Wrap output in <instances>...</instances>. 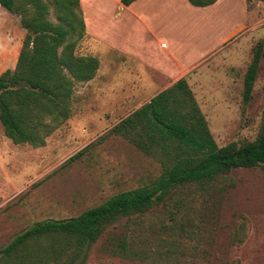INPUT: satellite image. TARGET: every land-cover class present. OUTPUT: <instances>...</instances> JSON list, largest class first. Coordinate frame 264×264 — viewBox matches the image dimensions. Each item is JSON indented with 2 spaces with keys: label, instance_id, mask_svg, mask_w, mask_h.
Here are the masks:
<instances>
[{
  "label": "rangeland",
  "instance_id": "1",
  "mask_svg": "<svg viewBox=\"0 0 264 264\" xmlns=\"http://www.w3.org/2000/svg\"><path fill=\"white\" fill-rule=\"evenodd\" d=\"M249 3L234 1L230 15L233 12V21L239 19L244 27L188 79L220 146L255 140L264 124V60L252 99L248 103L243 99L253 48L264 42V1ZM225 11L224 7L219 12ZM231 17L219 23V33L232 28ZM11 38L0 25V74L13 68L16 42ZM144 39L152 37L142 35L140 43ZM116 42L139 43L120 31ZM77 52L89 54L85 38ZM98 57L102 68L92 80L76 84L71 116L46 138L45 146L14 143L0 120V249L37 222L76 217L118 192L149 184L161 175L160 160L109 133L139 106L136 98L142 92L135 88L139 85L135 70L145 68L132 59L120 66L115 52ZM79 151L83 154L68 162ZM177 199L182 203H175ZM166 208L160 204L137 221L123 220L106 230L91 247L86 264H264L261 167L234 169L204 190L185 189ZM126 233L146 258L106 250L112 246L110 240Z\"/></svg>",
  "mask_w": 264,
  "mask_h": 264
},
{
  "label": "trees",
  "instance_id": "2",
  "mask_svg": "<svg viewBox=\"0 0 264 264\" xmlns=\"http://www.w3.org/2000/svg\"><path fill=\"white\" fill-rule=\"evenodd\" d=\"M121 1L130 5L135 0ZM189 2L208 6L217 0ZM0 6L17 15L26 31L15 69L0 74L4 133L16 144L45 146L46 138L70 118L76 84L92 80L100 60L77 52L86 38L80 0H0ZM253 51L244 77L245 103L252 99L264 42H257ZM110 132L160 160L161 175L149 184L118 192L76 217L35 223L0 249V264H86L93 244L123 220L137 221L160 204L166 208L185 189H207L234 169L259 166L264 170V124L255 140L220 146L187 77L158 93ZM82 154L79 151L68 162ZM111 241L106 250L113 254L146 258L127 233Z\"/></svg>",
  "mask_w": 264,
  "mask_h": 264
},
{
  "label": "crops",
  "instance_id": "3",
  "mask_svg": "<svg viewBox=\"0 0 264 264\" xmlns=\"http://www.w3.org/2000/svg\"><path fill=\"white\" fill-rule=\"evenodd\" d=\"M234 1L217 0L208 6H194L189 0H135L130 5H124L121 0H80L89 54L103 57L107 52H115L120 66L132 59L145 68L143 72L135 70V80L139 82L135 88L142 94L136 98L140 104L129 112L131 114L179 79L187 77L191 81L192 74L208 62L227 39L239 33L244 24L239 19L235 23L234 13L230 15L229 11L230 6L234 10ZM224 7L227 11L219 12ZM230 16L232 28L227 33L220 29L219 33V23ZM0 25L16 42V58L10 68L15 69L23 46L24 29L19 17L1 6ZM119 31L126 38L130 37L131 42L138 41V45L137 42L117 44ZM145 34L152 40L144 39L140 43ZM102 65L100 61L99 69Z\"/></svg>",
  "mask_w": 264,
  "mask_h": 264
}]
</instances>
